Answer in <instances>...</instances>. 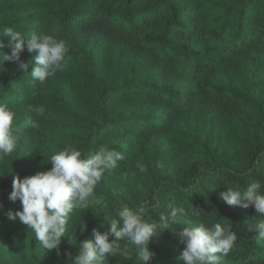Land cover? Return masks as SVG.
I'll list each match as a JSON object with an SVG mask.
<instances>
[{
	"label": "trees",
	"instance_id": "trees-1",
	"mask_svg": "<svg viewBox=\"0 0 264 264\" xmlns=\"http://www.w3.org/2000/svg\"><path fill=\"white\" fill-rule=\"evenodd\" d=\"M0 7L12 10L0 16V39L7 26L68 46L62 70L44 84L30 75L36 53L25 57L28 73L16 65L0 79V104L16 111L19 138L0 156V264H72L79 244L107 232L123 205L145 207L149 223L172 207L189 213L151 237L148 264H185L178 233L201 222L236 233L221 264H264V241L254 239L264 214L221 198L253 181L264 194V0H0ZM4 45L0 52L10 55L14 44ZM38 103L43 113L25 110ZM29 120L56 123L41 130L36 147L23 138L34 130ZM68 145L82 158L104 146L125 159L105 171L89 207L73 210L65 237L47 251L9 218L22 211L9 197L15 177L49 171L51 156ZM132 256L110 255L109 264H138Z\"/></svg>",
	"mask_w": 264,
	"mask_h": 264
},
{
	"label": "clouds",
	"instance_id": "clouds-1",
	"mask_svg": "<svg viewBox=\"0 0 264 264\" xmlns=\"http://www.w3.org/2000/svg\"><path fill=\"white\" fill-rule=\"evenodd\" d=\"M2 35L9 45L14 44L11 55L0 52V64L3 66L5 62L20 60L21 53L27 48L29 52L36 53L33 59L35 67L30 72L33 80L44 84L49 77L62 70L68 53L64 40L46 34H33L25 39L19 31L7 26L3 28ZM4 39H0V49L5 46ZM29 65L30 62L21 63L20 67L28 73ZM33 111L43 113L44 109L34 107ZM14 116L13 111L0 104V156L10 155L16 150L19 138L13 128ZM27 124L33 129L39 128V124L32 120ZM124 159L120 151H109L104 146L87 158H82L81 151L73 145L66 146L51 156L53 167L49 171L24 179L18 176L14 178L9 198L12 201L20 200L22 211L9 214V218H18L31 229L43 249L57 248L61 238L65 237L66 225L73 210L87 209L95 198V187L105 171L117 168L118 162ZM137 167L141 172L145 170L141 164ZM261 189L262 184L253 181L243 190L229 187L221 198L229 205L254 206L258 214H264ZM194 210L197 215L201 212ZM145 211L143 206L135 209L121 206L116 212L118 219L112 220L107 232L97 231L94 240L79 244V254L71 257L72 264H109L110 255L131 260L133 251L138 264H148L154 255L149 249L151 237L160 232L158 229L165 230L171 224L183 223L181 218L189 213L183 207H172L170 213L161 214L158 221L149 223L144 218ZM255 231L257 243L264 241V221L256 223ZM178 235L185 245L180 257L185 264H221L222 258L229 255L237 239L230 226L222 227L220 223L189 225L183 227ZM111 236L115 239L110 240ZM121 241L124 242L123 246Z\"/></svg>",
	"mask_w": 264,
	"mask_h": 264
},
{
	"label": "rangeland",
	"instance_id": "rangeland-1",
	"mask_svg": "<svg viewBox=\"0 0 264 264\" xmlns=\"http://www.w3.org/2000/svg\"><path fill=\"white\" fill-rule=\"evenodd\" d=\"M5 11L7 12V14H9V13L12 12V10L10 8L6 9L4 7H0V16L3 15L5 13ZM32 53H34V52H29L27 50V48H25V50L20 55V60H18V61H8V62H5L4 66L2 64H0V79L2 78L3 74L5 73V71L7 69L12 68V67H14L16 65H21V63L24 62L25 57L27 55L32 54ZM53 77L54 76L49 77L46 81H50ZM39 106H40V103H38L37 105L28 104L26 106L25 110L26 109H32L33 110L34 107H39ZM12 111L14 113H16V111H14V110H12ZM38 124H39V128L38 129H34L32 131H29L28 134H26V135L23 136L25 142L28 143V144H30V145H32V146H34V147H36L39 144L40 138H41V133H42L41 130L44 127H46L47 125H49V126H56V123H54V122H50V123H44V122H42V123H38Z\"/></svg>",
	"mask_w": 264,
	"mask_h": 264
}]
</instances>
